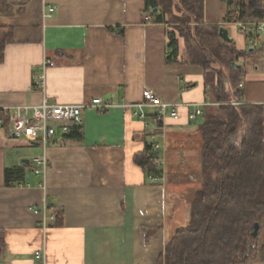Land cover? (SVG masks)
I'll return each instance as SVG.
<instances>
[{
    "label": "crops",
    "instance_id": "0c3cea01",
    "mask_svg": "<svg viewBox=\"0 0 264 264\" xmlns=\"http://www.w3.org/2000/svg\"><path fill=\"white\" fill-rule=\"evenodd\" d=\"M49 6L55 10L44 17ZM149 15L145 0H0V27L11 32L0 58V108L38 105L44 95L57 105L94 98L117 105L104 114L85 109L81 126L45 150L38 140L7 137V121L0 127V264H38L36 251L44 264H164L167 241L188 224L201 188V117L190 121L193 107H181L178 120L157 127L150 122L154 110L141 121L124 105L149 89L160 102L205 112L220 104L219 67L190 64L181 39L177 63L167 64L173 26L147 21ZM228 18L224 0H204V23L223 27L235 48L245 49ZM255 51L262 60L253 56L245 65L242 103L262 106L264 129V70L251 69L264 66V36ZM45 60L53 67L45 71L44 94L33 88V78ZM220 72L235 102L229 73ZM149 135L160 146L157 184L134 160ZM42 155L48 168L37 177L31 159ZM45 202L61 213L54 225L42 226V213H33Z\"/></svg>",
    "mask_w": 264,
    "mask_h": 264
},
{
    "label": "trees",
    "instance_id": "16d2710c",
    "mask_svg": "<svg viewBox=\"0 0 264 264\" xmlns=\"http://www.w3.org/2000/svg\"><path fill=\"white\" fill-rule=\"evenodd\" d=\"M224 1L228 19L235 12L240 20L264 18L262 0ZM145 10L151 15L150 22L173 26V32L167 33V64L177 63L181 39L190 64L204 70L216 63L225 65L235 98L242 102L237 83L256 51L239 54L233 43L222 41L220 27L204 23V0H145ZM10 34L9 28L0 27V58ZM217 93L220 104L207 109L198 125L201 188L193 194L188 224L166 243L160 257L164 264H251L254 258H264L263 108L231 104L220 71ZM148 148L134 160L147 176L160 175L155 161L146 156ZM49 211L58 222L61 213L51 206ZM255 224L259 229L252 237ZM4 248L0 230V257Z\"/></svg>",
    "mask_w": 264,
    "mask_h": 264
},
{
    "label": "built area",
    "instance_id": "2783aa9c",
    "mask_svg": "<svg viewBox=\"0 0 264 264\" xmlns=\"http://www.w3.org/2000/svg\"><path fill=\"white\" fill-rule=\"evenodd\" d=\"M54 7H47V13L44 17H50L54 11ZM238 13H234V18L226 23V26L233 27L239 35L243 36L246 41V48H237L236 51L239 54L246 52H253L257 47V38L264 36V18L262 19H243L238 18ZM147 21L151 20V16L146 17ZM236 44V42H235ZM53 63L45 60L39 68L40 74L35 75L33 78V88L41 93H44L45 89V71L48 68H52ZM251 69L254 73H259L264 70V66L252 65ZM244 88L242 81L238 82L237 89L241 92ZM45 94V93H44ZM231 104L237 106L243 104L239 100L232 102ZM123 107V106H122ZM126 108H130L133 111V115L141 121L146 120V110L152 109L154 113L151 116L152 124L157 127H163L166 119L178 120L179 109L181 107H193L188 114L190 121H195L199 117L203 116L204 111L197 105H183V104H168L160 102L154 93L145 89L142 92L141 100L134 104L124 105ZM117 108V105L110 100H103L100 98L92 99L85 105H57L51 104L48 98L43 96L41 102L38 105H23L14 107L0 108V127H4L5 121H7L9 138L26 139L28 141L38 140L43 150L48 147L57 145L65 140V137L69 135L71 130L81 126L83 122V111L85 109H92L97 114H104L108 111ZM147 125L150 126L148 122ZM149 145L146 156L155 161L156 166L162 165L158 157V151L160 146L154 142L155 137L153 135L148 136ZM33 165V174L37 177H44L48 168V163L44 155L36 156L31 159ZM161 180L159 175L151 176V184H157ZM43 186V185H42ZM50 205L43 203L41 209H35L33 213L35 215L40 212L44 216L42 219V226L46 224L54 225L56 222V216L51 212L49 214ZM34 259L38 264H44L43 254L41 251L34 253Z\"/></svg>",
    "mask_w": 264,
    "mask_h": 264
},
{
    "label": "water",
    "instance_id": "95a60500",
    "mask_svg": "<svg viewBox=\"0 0 264 264\" xmlns=\"http://www.w3.org/2000/svg\"><path fill=\"white\" fill-rule=\"evenodd\" d=\"M153 12H155V10H154ZM218 34H219V37H220V39H221L222 41H224V42H226V43H234V40L231 39V38L229 37L227 30L224 29L223 27H220V28H219V32H218ZM231 66H235V64H231ZM236 67H237V68H240V66H238V65H237ZM26 162H27V161H26ZM258 229H259V225H258V224H255V225H254V230H253V232H252V234H251L252 237H256V236H257ZM254 247H255V245H254Z\"/></svg>",
    "mask_w": 264,
    "mask_h": 264
},
{
    "label": "rangeland",
    "instance_id": "374dc122",
    "mask_svg": "<svg viewBox=\"0 0 264 264\" xmlns=\"http://www.w3.org/2000/svg\"><path fill=\"white\" fill-rule=\"evenodd\" d=\"M22 1H27V0H22ZM262 2H263V7H264V0H262ZM180 14H182L183 16H187L188 17V15L184 12V11H181L180 12ZM234 48H235V46H234ZM235 50H236V48H235ZM255 55H253V56H255V57H258V59H259V61L258 62H261L260 61V57L258 56V54L257 53H254ZM262 60V59H261ZM254 65H256V63H254ZM257 65H259L258 63H257ZM214 66H216V67H219V71H225V72H229L228 70H227V68L225 67V65H222V64H220V63H216ZM221 69V70H220ZM227 78V77H226ZM230 84V83H229ZM237 85H238V83H237ZM174 177H175V175H174V173H172L171 175L169 174V179L170 180H173L174 179ZM263 224H264V218H263Z\"/></svg>",
    "mask_w": 264,
    "mask_h": 264
}]
</instances>
